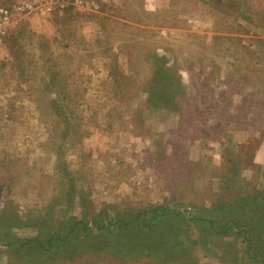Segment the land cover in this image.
<instances>
[{"label": "rangeland", "instance_id": "rangeland-1", "mask_svg": "<svg viewBox=\"0 0 264 264\" xmlns=\"http://www.w3.org/2000/svg\"><path fill=\"white\" fill-rule=\"evenodd\" d=\"M6 8L0 264H254L264 0ZM209 219L232 229L216 234ZM145 223L153 231L127 236Z\"/></svg>", "mask_w": 264, "mask_h": 264}, {"label": "trees", "instance_id": "trees-1", "mask_svg": "<svg viewBox=\"0 0 264 264\" xmlns=\"http://www.w3.org/2000/svg\"><path fill=\"white\" fill-rule=\"evenodd\" d=\"M258 195H259V200L261 201V203L264 204V189L261 190V191H259L258 192ZM254 200H256V198L253 197V196H250V197L248 196L246 198V200L241 205L243 207V209H244L243 210L244 212L246 211V208H247L248 205L253 204V202H255ZM165 210L166 209H162L163 212ZM259 214H261V216L259 218V222H260L259 227L261 228V230L264 231V205H262ZM203 221L204 222H211L210 225H211L212 231H214L216 234L222 233L223 235H225V234L228 233V229L229 230L232 229V227H229L226 224L223 225V226L216 225L212 219L203 220ZM237 224H238V221H237ZM146 227L150 228L151 231H153V229L155 228V226L153 224H150V226H149V225H147L145 223V226H142V225H131V228H130L129 232L126 229H125V232H126L127 236L132 235V234H136L139 231L140 232H146ZM225 227H226V229H225ZM152 237L153 238H156L157 236L154 233H152ZM53 240L49 241V244H51V246L53 245V242H54ZM32 241H35L37 243V250H38V252L36 251V254L37 255H40V247L46 248V245H43V243L40 242L39 239H33ZM46 249H48V248H46ZM246 253L248 255L247 257L249 259H252L254 264H262V263H264V244H263V242H261V245L260 246H249L247 248V250H246ZM167 257H168L169 260H172V259L176 258L175 251H172L171 252L169 250L168 253H167Z\"/></svg>", "mask_w": 264, "mask_h": 264}, {"label": "built area", "instance_id": "built-area-1", "mask_svg": "<svg viewBox=\"0 0 264 264\" xmlns=\"http://www.w3.org/2000/svg\"><path fill=\"white\" fill-rule=\"evenodd\" d=\"M33 10V5L25 3L24 7L20 8V11ZM12 19V14L9 9L0 10V33L2 34Z\"/></svg>", "mask_w": 264, "mask_h": 264}]
</instances>
